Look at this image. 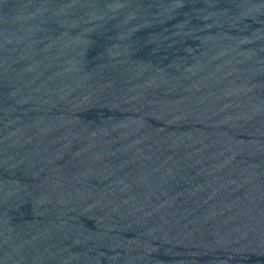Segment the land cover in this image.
I'll list each match as a JSON object with an SVG mask.
<instances>
[{
  "label": "water",
  "instance_id": "1",
  "mask_svg": "<svg viewBox=\"0 0 264 264\" xmlns=\"http://www.w3.org/2000/svg\"><path fill=\"white\" fill-rule=\"evenodd\" d=\"M0 264H264V0H0Z\"/></svg>",
  "mask_w": 264,
  "mask_h": 264
}]
</instances>
